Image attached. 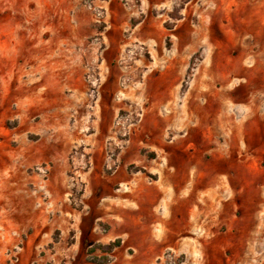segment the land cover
<instances>
[{"label": "crops", "instance_id": "obj_1", "mask_svg": "<svg viewBox=\"0 0 264 264\" xmlns=\"http://www.w3.org/2000/svg\"><path fill=\"white\" fill-rule=\"evenodd\" d=\"M168 2L148 0L140 10L139 6L126 8L120 0H110L109 18L104 26L105 59L100 65L108 73L98 90L93 114L97 131L89 135L59 132V127L65 116L70 119L76 116L74 111L88 102V84L83 79L86 69L83 60L88 55L84 54L83 47L94 32L95 23L82 11L72 8H67L66 14L62 12L65 19L52 24L35 22L30 34L21 29L16 18L9 15L3 19L0 29V264L8 263L12 230L23 229L29 241H33L34 237L68 232L79 225L74 222L75 212L70 206L69 172L73 166L68 156L76 142L88 148L98 145L97 151L101 153L104 141L110 136V131L100 125L108 121L107 112L114 105L108 104L106 96L110 94L123 93L129 100L143 101L144 114L121 155L123 161L118 170L107 177L96 165L84 175L83 202L85 214L90 213L89 227L84 233L92 236L85 239L84 250L85 245L107 243V236L118 235L115 227L119 218L121 235L130 239L137 252L131 260H119V264H148L152 256H161L170 249L190 250L195 256L190 261L202 264L196 252L220 249L217 242L208 239L213 222L226 218L234 229L241 219L251 217L252 203L262 206L256 217H264V167H260L264 162V0L188 2L183 11L185 15L192 6L201 19L207 15L209 23L220 29L227 28L230 12H241L238 18L242 19L245 36L259 47L258 51H252L242 46L238 62L232 55L223 56V51L208 52L206 60L195 67L194 82L184 93V113L189 115L178 125L175 117L169 115L163 121L161 134L157 132L161 125L153 119L154 106L165 101L171 106L177 90L179 69L172 66L170 56L156 61L151 52L142 81L124 86L120 80L135 70L133 65L126 64L133 59L130 47L139 42L152 51L153 43L160 42L165 35L162 21L152 16L131 28L132 15H139L152 5L165 8ZM42 26H49L51 34H41ZM155 27L158 28L155 30ZM234 35L221 39L210 33L208 40L212 47L219 48L220 43L234 42ZM203 42V38L196 37L195 45ZM173 75L176 76L172 78ZM124 105L118 104L119 108ZM114 114L111 111L110 120ZM172 131L182 134L176 140L167 141ZM147 147L162 149L163 161L142 156L140 150ZM208 153L211 157L204 163L202 155ZM196 154H200L198 161H195ZM189 155L191 158L187 159ZM154 163L158 165L155 167ZM132 164L161 173V179L149 181L138 172L130 171ZM41 168L48 172L44 174ZM209 177L212 182L204 183ZM212 196L216 204L209 201ZM195 199L204 200L205 204ZM108 200L110 214L104 210ZM219 202L226 203V210L218 209ZM126 216L130 218L129 223L123 222ZM106 218L115 222L108 233L96 225L98 220ZM135 224L138 231L133 228ZM238 229L246 234L248 228L239 225ZM222 247L249 250L251 244L244 240L228 242ZM30 256L26 254L20 264H31Z\"/></svg>", "mask_w": 264, "mask_h": 264}, {"label": "rangeland", "instance_id": "obj_2", "mask_svg": "<svg viewBox=\"0 0 264 264\" xmlns=\"http://www.w3.org/2000/svg\"><path fill=\"white\" fill-rule=\"evenodd\" d=\"M120 1L126 8L130 6L137 8L139 6L140 10H143L141 9L144 4L143 2L148 0ZM189 1L191 0H169L165 8L161 9L157 5H152V7H146L144 12L139 15L133 14L129 20L131 28H134L143 18L152 16L157 21H162L161 26L165 29V35L161 37L160 42L153 43L152 51L150 49L148 50L146 44L139 42L130 47L133 59L127 60L126 64L133 65L135 70L130 75L125 74L123 76L124 80H120L125 84L124 86L130 85L132 82H137V80H143L146 63L150 60L151 52H153L156 61L162 60L163 56H170L174 62L172 66L177 68V70L179 69L176 74L177 90L174 94L175 97L172 105L169 106L170 103L165 101L166 103H159L154 106L155 117L153 119L157 124L161 125V130L157 131L161 134L163 131V121L169 115L175 117L176 125L178 123L180 124L181 120L189 115L187 112L184 113V93L194 82L193 79L195 76L193 73H195V67H198L206 60L205 57L208 52L217 51L216 53H219L218 51H223V56L232 55L236 58V62H238L237 58L243 49L242 46H246L247 49L250 47L252 51H258L259 47L258 43H254L252 39H249L250 37L248 35L245 36V31L242 30V19L238 18L239 15H242L241 12H230V20L226 21V24H228L227 28L220 29L217 25L209 23L207 15L201 19V16L198 15L199 13L191 9L192 6L188 7L187 15H185L183 11ZM109 2L110 0H0V29H2L3 19L8 18L10 15L12 18H16L18 23H21L22 30L30 34L34 30L33 25H35V22L37 24L42 22L48 25L52 24L53 21L65 19V15L61 14L62 12L66 14L67 8L82 11L96 25L94 32L86 39L85 46L83 47L84 54L88 55L83 60V66L86 68L83 79L88 84V102L79 111H74V114H77L76 116H72L71 119L66 118V116L63 118L59 132L67 131L70 134L79 133L81 135H89L97 131L96 128L98 125L93 121V114L96 111L98 90L102 86L108 73L104 69L103 71L100 65L103 59H105L104 50L106 42L104 26L107 24L109 18ZM180 22H182L181 26H179ZM156 28L158 27L154 29L156 30ZM39 32L45 36L51 34L49 26H42L39 28ZM125 33L127 32L125 31ZM210 33L221 39L235 34V41L220 43L219 48H214L208 40ZM157 34L160 35V32L157 31ZM197 36L204 39L202 44L195 45ZM245 61H248V59H245ZM249 61L251 60L249 59ZM209 66H211L210 63ZM176 75H173L172 78ZM155 77L157 78L158 76L156 75ZM106 97L108 104L110 105L112 103L114 105L112 106V110L109 108L107 112L108 121L100 124L102 129L104 128L110 131V136L104 141L101 147V153L97 151L99 148L98 145H92V147L88 148L82 143L79 144L76 142L68 156V160L73 166L72 171L69 172V175H71L69 178L71 190L70 206L75 212L74 222H77L79 225L71 228L68 232L62 233L61 231H56L53 235L48 234L49 236L47 237H43V235L34 237L33 241H29V238H27L28 233L23 229H20L18 232L12 230L11 235L13 241L9 244L7 264H20L26 254L27 256L31 255V264H34V262L36 264H58V261H60V264H114V262L118 263L119 260H131L137 253L132 247L130 239L121 235L120 231L123 228L121 229L120 227L119 218L117 221L118 227H115V230H118V235L107 236V243H93L91 245H85L86 250L83 249L85 239L92 237L84 233L89 227L90 222V213L87 212L85 214L86 209L83 202L86 185L84 175L96 165H99L101 168L100 173L107 177L113 175L118 170L121 161H123L121 155L128 147L133 132L139 128L144 114L145 104L137 98L136 100H129V97H126L123 93L110 94ZM121 102L125 105L119 108L118 104H121ZM111 111L115 113L113 120H110ZM86 114H89V116ZM205 114L206 112H204ZM169 132L167 130V133ZM172 132V134L167 135V141L176 140L182 134L178 131ZM140 154L149 160L154 159L155 162L163 161L162 149L160 150L155 147L142 148ZM191 155L187 159H190ZM202 157L205 163L211 157V154H204ZM199 158L200 154H196L195 161H198ZM154 164L155 167L158 165V163ZM260 167H264V162L260 164ZM41 170L44 174L48 172L45 168H41ZM129 170L138 172L139 175L146 177L149 181L161 179V173L151 168H142L141 164H132L129 166ZM209 173L213 172L210 171ZM191 174L193 175L194 173L192 172ZM191 174L188 179L189 183L192 181ZM206 181L212 182L211 177L205 179L204 183ZM211 195L212 193L208 194V196ZM209 199V201L216 204L213 196ZM195 201L205 204L204 200L200 201L199 199H195ZM195 201L194 204L197 206L198 203ZM225 205L226 203L221 204L219 202L218 209L222 210L224 208L226 210ZM119 206L118 204V209ZM250 207L251 217L246 220L241 219L240 224L234 225V229L227 224L226 218H219L218 221L213 222L211 226L212 234L208 239L217 242L220 245V249L216 251L205 250L203 252H196L202 264H264V217L259 219L255 215L262 206L257 203H252ZM110 209L112 208L108 200L104 209L107 211L106 214H110ZM117 214H120V212ZM110 219L98 220L96 225L98 224L101 231L108 233L115 225V222L110 221ZM129 220L130 218L126 216L123 222L129 223ZM239 225L248 228L245 229L247 231L246 234L242 233V229H238ZM136 227L135 224L133 228L135 231H138ZM0 228H2L1 225ZM244 240L245 242H250L251 247L249 250L226 249L222 247L228 242L241 243ZM89 242L91 243L92 239ZM68 248L71 249L68 250ZM192 255L193 252L190 250L179 252L170 249L162 252L161 256H152L148 264H196L190 261L192 258H195ZM66 261H69V263H66Z\"/></svg>", "mask_w": 264, "mask_h": 264}]
</instances>
